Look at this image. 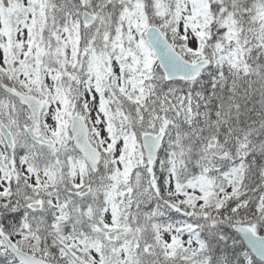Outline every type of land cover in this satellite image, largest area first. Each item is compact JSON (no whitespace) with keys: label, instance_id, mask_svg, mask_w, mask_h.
Returning a JSON list of instances; mask_svg holds the SVG:
<instances>
[{"label":"snow or ice","instance_id":"6c2138e0","mask_svg":"<svg viewBox=\"0 0 264 264\" xmlns=\"http://www.w3.org/2000/svg\"><path fill=\"white\" fill-rule=\"evenodd\" d=\"M0 264H264V0H0Z\"/></svg>","mask_w":264,"mask_h":264}]
</instances>
